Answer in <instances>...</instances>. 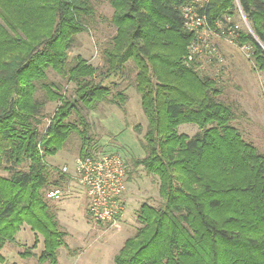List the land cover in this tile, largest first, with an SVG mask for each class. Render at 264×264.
Here are the masks:
<instances>
[{"label":"trees","instance_id":"obj_1","mask_svg":"<svg viewBox=\"0 0 264 264\" xmlns=\"http://www.w3.org/2000/svg\"><path fill=\"white\" fill-rule=\"evenodd\" d=\"M191 1L110 0L116 36L100 71L80 58L67 64L76 35L87 31L86 16L93 13L89 0H0L5 23H0V170L11 176L0 177V248L27 223L44 237L41 262L58 264L56 250L64 235L40 193L51 171L45 157L63 150L73 134L81 139L79 157L90 155L92 127L81 106L95 111L106 102L124 104L125 93L114 94L105 83L135 73L148 128L145 157L132 161L135 169L160 176L163 203L141 207L142 228L126 241L115 264H264V157L258 159L228 125L233 112L217 103L221 86L189 61L194 34L184 27L182 7ZM238 9L253 35L239 39L238 32L236 40L254 47L257 66L264 70V0H209L200 14L216 29L218 23L227 26L226 18ZM34 26L44 31L27 41L8 32ZM50 68L69 76L75 99L56 90ZM50 102L60 105L40 149L39 127ZM184 125L199 131L181 134ZM58 173L52 184L60 187L68 180ZM212 210L223 214L222 223Z\"/></svg>","mask_w":264,"mask_h":264},{"label":"rangeland","instance_id":"obj_2","mask_svg":"<svg viewBox=\"0 0 264 264\" xmlns=\"http://www.w3.org/2000/svg\"><path fill=\"white\" fill-rule=\"evenodd\" d=\"M93 13L86 16L87 31L75 37V42L68 52L67 64L71 65L75 59H81L87 66L99 69L105 67L104 52L112 46L116 36L113 23L115 9L110 0H89ZM232 21L239 26L241 35H253L252 28L239 9L232 16ZM0 23L5 24L1 19ZM48 26H44L47 30ZM23 33H15L10 28V36H17L22 41L43 32V27H20ZM25 32V33H24ZM210 49L218 55L209 54L208 49L202 48L201 56L197 58L201 76L209 77L220 86L221 95L217 103L231 108L228 125L239 134L240 140L254 150L262 160L264 157V70L257 66L253 56L254 47L250 44H240L239 40L231 41L227 38L208 36ZM207 37V38H208ZM256 41V37L254 36ZM133 67L129 64V68ZM50 82L57 91L67 99H75L76 86L68 81L69 76L62 77L52 68L47 71ZM135 73L117 76L105 85L111 87L113 93L124 92L126 102L122 105L102 103L97 110L90 111L81 106V112L91 124L93 135V150L105 152H119L128 157L130 181L128 185L125 213L111 224H98L91 221L86 214V198L84 192L74 183L65 182L60 187L52 184L59 180L60 169L63 166L72 167L79 157L81 139L73 134L63 150L55 156H46L45 162L50 165L48 186L40 190L45 194V201L51 208V214L57 223L58 231L63 233V244L56 250L58 264H115V257L142 228L138 221L139 212L144 205L159 208L163 203L160 195L161 178L159 175L149 174L143 167L135 169L134 159L145 157L143 148L144 136L148 123L142 111L141 97L134 84ZM111 83H116L117 88ZM57 86V87H56ZM38 97L42 92L37 93ZM60 102H50L43 110L42 124L39 127L41 139L39 146L47 139V131L55 117ZM71 121L76 120L72 116ZM195 125H184L179 128L181 134L189 137L198 132ZM41 149V146H40ZM42 155L44 151H41ZM257 159H253L254 168ZM2 179H10L8 171L0 170ZM60 188L65 193L60 200H49L46 197L50 189ZM212 217L222 223L223 214L210 211ZM44 237L33 231L31 226L24 223L14 235L11 242H5L0 248V264H47L41 262L44 253ZM230 262H228L229 264ZM238 264V263H234ZM240 264H245L243 261Z\"/></svg>","mask_w":264,"mask_h":264},{"label":"built area","instance_id":"obj_3","mask_svg":"<svg viewBox=\"0 0 264 264\" xmlns=\"http://www.w3.org/2000/svg\"><path fill=\"white\" fill-rule=\"evenodd\" d=\"M209 0H192L182 7L185 18L184 27L194 34L189 47V61H196L201 56L202 48L209 54L218 55L210 49V35L236 41L239 26L231 17H227V26L218 23L216 29L208 26L207 17L200 14ZM243 15L242 11L239 9ZM244 16V15H243ZM208 37V38H207ZM199 71V68L197 67ZM128 157L119 152L92 151L86 157H78L72 167L63 166L60 173L66 176L68 183L75 184L84 192L86 214L92 222L98 224L115 223L126 211V195L130 181ZM65 193L55 188L47 193L49 200H60Z\"/></svg>","mask_w":264,"mask_h":264}]
</instances>
